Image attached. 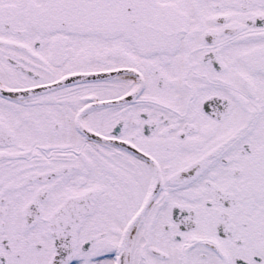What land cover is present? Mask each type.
<instances>
[{
  "label": "snow or ice",
  "instance_id": "1",
  "mask_svg": "<svg viewBox=\"0 0 264 264\" xmlns=\"http://www.w3.org/2000/svg\"><path fill=\"white\" fill-rule=\"evenodd\" d=\"M0 264H264V0H0Z\"/></svg>",
  "mask_w": 264,
  "mask_h": 264
}]
</instances>
